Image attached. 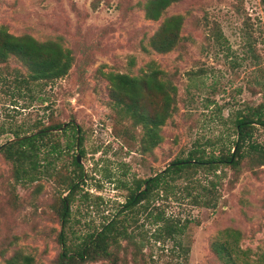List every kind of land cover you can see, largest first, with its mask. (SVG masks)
Instances as JSON below:
<instances>
[{
	"label": "rangeland",
	"instance_id": "374dc122",
	"mask_svg": "<svg viewBox=\"0 0 264 264\" xmlns=\"http://www.w3.org/2000/svg\"><path fill=\"white\" fill-rule=\"evenodd\" d=\"M147 2L0 0V39L6 33L56 45L72 59L66 75L37 80L19 57L0 60V146L16 141L15 133L22 138L67 123L48 130L60 153L35 180L15 179L0 152V264H69L59 260L60 232L72 254L113 219L126 230L109 249L117 264H264V128L257 124L250 142L258 149L245 151L237 166L186 170L131 211L125 206L137 184L142 190L144 180L192 150L227 154L236 116L264 105V4L177 0L153 20ZM172 17L181 18L176 43L159 52L152 41ZM154 73L176 94L151 148L142 127L116 107L110 76ZM154 94L144 107L161 113L164 91ZM76 127L82 145L67 149ZM81 150L84 177L63 226L61 199ZM156 217L182 232L173 239L158 234L165 222Z\"/></svg>",
	"mask_w": 264,
	"mask_h": 264
},
{
	"label": "trees",
	"instance_id": "16d2710c",
	"mask_svg": "<svg viewBox=\"0 0 264 264\" xmlns=\"http://www.w3.org/2000/svg\"><path fill=\"white\" fill-rule=\"evenodd\" d=\"M177 0H148L146 3V15L153 20L159 19L162 11H164L171 3ZM264 4V0H261ZM181 24V18L172 17L164 21L161 28L156 34L152 46L159 52L170 51L177 40V31ZM0 39V60L5 59L9 55L19 57L22 61L28 63L32 71L33 79L51 78L56 79L66 75L70 65L71 57L67 52L64 54L62 49L51 44H36L30 38H16L9 34H3ZM112 84V98L115 100L116 107H123L126 114H129L133 125H140L143 129V139L152 148L158 141L157 129L161 126L169 114L173 110L176 94L175 88L159 81L156 73L143 76L142 78L130 77L126 74H116L110 76ZM162 101L164 102L163 111L161 113L147 112L144 105L148 99L155 96L154 93H163ZM257 124L264 128V105H258L254 109H248L244 114H238L234 120L236 141L234 146L226 154L222 151L218 155L211 153L205 157L204 150H192L185 159L174 160L168 168L160 172L158 175L143 181L144 188L141 190L140 184L136 185L135 191L130 194L126 202L127 209L139 204L147 199L152 191L156 190L161 184L173 181L174 177L179 176L186 170L195 169L206 165L210 168L216 167L218 164L237 166L243 158L245 151L257 150V144L250 142L253 125ZM70 126V125H69ZM60 125H53L44 130L38 131L30 136H19L14 142H8L0 146V152L10 161L15 169V179L17 180H35L38 176L48 172L51 161L48 157L60 153L59 144L53 141L48 130L59 129ZM64 130L62 134H65ZM68 144L66 148H74L78 139L79 146L82 145V138L77 137V127L73 134L68 136ZM46 154L40 158L42 148H48ZM46 148V149H47ZM83 155L82 150L80 156ZM41 161L44 164H41ZM72 165L75 166L74 178L67 183L68 194L61 199V219L63 226L69 215L68 205L73 195L79 190V181L84 177L83 167L77 162L76 156L72 159ZM198 203V202H196ZM208 207V204H202ZM147 207H145V210ZM152 215L151 213L149 214ZM157 222H165V226L158 229L159 233H164L165 237L173 239L176 234L182 232L183 228L178 223H169L161 217H156ZM119 220L113 219L109 223L102 226L99 232L87 235L82 244L77 247L72 254L65 245L63 231L59 234V241L62 245V253L59 260L62 263L73 264L80 260H110L111 251L109 250L113 243H117V239L126 234L124 227H119ZM159 239V238H157ZM111 264H117L116 261L110 260Z\"/></svg>",
	"mask_w": 264,
	"mask_h": 264
},
{
	"label": "water",
	"instance_id": "95a60500",
	"mask_svg": "<svg viewBox=\"0 0 264 264\" xmlns=\"http://www.w3.org/2000/svg\"><path fill=\"white\" fill-rule=\"evenodd\" d=\"M66 126H67V123L64 124L59 130L61 131V130L64 129ZM77 134H79V129H78V128H77ZM77 137H78V136H77ZM78 148H79V142H78V139H77V142H76V149L78 150ZM79 157H80V155L78 154V155L76 156V158H77V162H78V163H80V161H79Z\"/></svg>",
	"mask_w": 264,
	"mask_h": 264
}]
</instances>
